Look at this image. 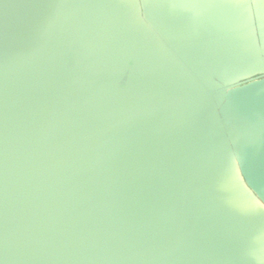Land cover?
Returning a JSON list of instances; mask_svg holds the SVG:
<instances>
[{
    "label": "water",
    "instance_id": "water-1",
    "mask_svg": "<svg viewBox=\"0 0 264 264\" xmlns=\"http://www.w3.org/2000/svg\"><path fill=\"white\" fill-rule=\"evenodd\" d=\"M0 0V264H264V4Z\"/></svg>",
    "mask_w": 264,
    "mask_h": 264
},
{
    "label": "snow or ice",
    "instance_id": "snow-or-ice-1",
    "mask_svg": "<svg viewBox=\"0 0 264 264\" xmlns=\"http://www.w3.org/2000/svg\"><path fill=\"white\" fill-rule=\"evenodd\" d=\"M175 2L181 5L186 3V2H183V0H175ZM232 4L238 7H245L249 4V2H246V0H235V2ZM262 4H264V0H262Z\"/></svg>",
    "mask_w": 264,
    "mask_h": 264
}]
</instances>
